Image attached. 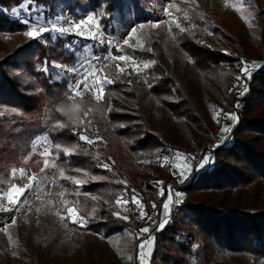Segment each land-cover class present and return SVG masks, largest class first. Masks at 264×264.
<instances>
[{"label": "trees", "instance_id": "trees-1", "mask_svg": "<svg viewBox=\"0 0 264 264\" xmlns=\"http://www.w3.org/2000/svg\"><path fill=\"white\" fill-rule=\"evenodd\" d=\"M63 1L73 9L72 0H0V33H26L38 14L47 20L60 19V3ZM128 1L139 25L149 23L156 13L150 0ZM176 1L186 7L185 10L174 11L185 31L169 34L165 32L166 22L161 21L159 28L151 31L142 50H128L153 63L145 76L149 84L147 90L136 85L138 76L131 68L127 69L128 74L120 72L117 65L122 62L106 59L105 76L113 83L105 88L102 100L98 102L85 95L75 96L72 88L81 70L79 53L83 52L84 46L94 42L76 34L54 35L50 31L39 39L28 38L6 56H0V112L3 113L0 116V165L7 164L0 173V185L22 186L21 180L12 175V169L20 168L21 164L28 174L40 172L41 168L31 169L33 163L40 159L32 151V145L46 134L52 143L53 154L60 152L66 155L58 151L57 145L74 149L71 155H66L67 160L59 159L56 168L49 171L54 179L49 197L57 199L63 193L64 197L75 199L76 207L73 206L75 203L71 204L72 207H78L80 214L95 229L100 227L94 221L100 218V229L104 228L107 234L125 226L130 229L134 225L137 264L138 245L152 238L157 257L163 264H237L234 257H244V261L250 264H264V70L251 72L250 78H245L242 71L244 60L261 61L262 55L246 56L241 52L232 56L230 49L237 44L229 38L227 41L232 44L219 51L215 37L218 34L225 37L222 28L204 8ZM25 2L29 4L31 13H22L28 16L29 24L24 16H12L14 9ZM87 2L85 8L91 12L97 13L102 9V17L98 16L105 33L109 28L107 23H111L116 14L125 15L126 0ZM22 13L14 15L21 16ZM185 13L188 19L184 18ZM76 40L84 43L77 46ZM101 53L103 58L108 56L109 47H103ZM164 58L172 60L177 68V64L181 65L178 78L175 77V67L169 72L160 65ZM55 63L61 65L60 79L53 72ZM64 66L75 69V72L62 70ZM238 77L245 78V94L234 90ZM207 78L223 81L220 94L216 88L213 89V84L205 82L210 93L217 95L218 100L213 95L210 99L215 102L214 108L219 109L217 117L233 114L236 123L228 134L224 133L221 141L200 154L189 182L179 185L173 179L157 180L153 185L149 183L150 190L156 194L161 189L166 193L167 188L172 187L183 192L185 198L181 205L172 207L169 224L159 230L158 220L147 234L138 237L142 221L135 223L137 215L133 213L129 219L123 220L122 216H114L111 210L118 197L130 200L134 208L133 197L141 198L135 185L143 184L141 180L150 174V168L130 164V155L148 151L149 144H152L151 138L136 139L141 132L138 127L141 126L142 130L146 127L141 112L143 98L149 95L162 101L172 115L190 119L194 117L196 106L187 98L183 84L189 79L205 81ZM142 92H145L143 97ZM229 92L231 101L223 108L219 100L225 104ZM122 99L137 102L138 106L129 107ZM73 105L77 110L72 115L79 118L75 123L64 114ZM81 134H86L94 143L81 141ZM165 148L166 145L156 157H162ZM197 155H192L194 161H197ZM206 159H209V164L197 172L198 166ZM104 164L108 168L103 167ZM131 168L140 171L138 176L132 174ZM61 171L64 177L71 176L84 182L75 185L60 176ZM123 174L133 181L127 183ZM196 191L212 192L219 199L212 204L189 203L190 194ZM143 201L146 214L151 215L145 198ZM161 202H164L162 196ZM107 212L116 219L113 216L111 219ZM185 227L194 229L188 231ZM166 242L173 244L174 251L164 245Z\"/></svg>", "mask_w": 264, "mask_h": 264}, {"label": "rangeland", "instance_id": "rangeland-1", "mask_svg": "<svg viewBox=\"0 0 264 264\" xmlns=\"http://www.w3.org/2000/svg\"><path fill=\"white\" fill-rule=\"evenodd\" d=\"M72 1L73 2H70V4H73V9L68 8L69 5L64 1L60 3L59 12L62 14L60 19L47 20L42 14H38L35 15V19H33L34 24H29L30 21L29 19L27 20L28 16L26 17L24 13L30 14L31 9L26 2L15 8L12 16L18 18L24 16L26 19L25 22H28L27 24H29V27L32 25L46 26L60 22H64L66 26H68L69 22H79L87 20L89 16H93L95 18L93 24L84 26V35L76 34L77 30L75 29L70 33L94 41L89 43V46H84L83 52L79 53V69L81 70L77 74L76 83L81 79V74L93 65L91 62H93L94 59L98 58L100 62H102L99 66L104 68L101 75L105 76L104 61L106 59L127 55L130 58L129 61H120L122 64L119 65V67L123 68V73L127 74V69L131 68L138 76L136 85L143 90L149 89V84L145 76L153 63L134 55L128 50H142L151 31L158 29L161 21L166 22L165 32L169 34L170 32L172 34L181 33L175 26L179 21L174 11H177V8L179 10H185L186 7L184 8L178 5L176 0H150L156 9V13L153 15L150 22L142 24L144 27L141 28V25L137 24L134 20V13L130 2L126 0L125 15L120 16L116 14L117 17H114L111 23H107L109 24V28L105 33L100 23V17L98 16L100 15L102 17V9L100 12L97 11V13L91 12L85 8V5H88L87 0ZM180 1L190 6L194 5L204 8L207 14L213 18L214 22L222 28V33L226 34L225 37L222 38L219 34L215 37L219 42L216 43V48L219 49V51H222L225 47H229V44H232L230 41H234L233 43L237 45L232 46L230 49V54L232 56H238L241 52H244L246 56L262 55L260 56L262 57L261 61L244 60V67H247V73L243 71L245 78H250L251 72L253 71L264 70V0H194V3L192 0ZM169 3L173 6L168 7ZM237 8H239L240 11H237ZM66 9H69L68 16L66 15ZM168 12H171L173 16H169L167 14ZM15 13L16 15L17 13L22 14H20L21 16H16L14 15ZM173 18H175V22H173ZM246 20L250 23H246ZM96 23H98L99 28L97 30V38L93 39L92 33L87 31V28L93 27ZM180 26L182 27L181 24ZM132 29L136 30L134 36L131 32ZM129 36L132 38L128 40V44H125L124 40ZM101 37L105 40L103 43L100 42ZM28 38L29 37L25 35V33H0V56H6L20 44H23ZM227 38L231 40L227 41ZM257 41L259 42L257 43ZM75 43H77V46H80V44L84 42L76 40ZM106 46L109 47L110 53L103 58V53H101V51L103 47ZM94 48L96 49L95 51ZM239 48L243 51H240ZM97 54H99V56L95 57ZM145 63L148 64L147 68L144 67ZM56 64L57 63L52 65L53 72L57 75V79H60L62 76L59 72V68L54 67ZM88 64H90L89 67ZM160 65L169 72L175 67V77H179L181 73L180 64H177V68L172 60L164 58L161 59ZM191 78L193 79V77ZM245 78L238 79V82L235 83L234 86L235 91L237 89L242 94L247 92ZM206 81L213 84V89L216 88L218 94L222 92L220 85L223 81L213 80L211 78H207L205 81H191L189 79L183 84L187 98L193 100L196 106L194 117L190 119L172 115L170 111L165 108L166 106L162 101L155 100L149 95H145V92H142V97L144 95L145 97L141 103V112L146 127H144V130H142L141 126L138 127V130H141V132L136 139L147 138V140H149L151 138L152 144H149L148 151L130 155L132 160L130 164L132 166H134V164H141L144 167L146 166L145 169L150 168V174L141 180L143 184L135 185L136 191L141 195V198L137 199L143 204L145 216L141 218L140 210L137 208L136 204L132 203L135 205V207L132 208L130 200L123 197L115 199L113 203L114 208L111 210L114 216L127 217V219H129L133 213L136 214L137 221L134 219L136 221L135 223H140V221H142L138 237H143L144 234H147L141 232L143 228H148L150 231V228L158 220L160 224L157 228L159 230H161L164 225L169 224L171 221L169 214L172 207L174 205H181L185 198L183 192L172 187H168L167 192H164L163 195H161V191L156 194L150 190L149 183L153 185V182L157 180L172 181L173 179L179 185L189 182L194 172V165L198 163L200 154L206 149L210 150L211 141H214L220 134H224V128L231 130L232 126L236 123V119H232V116H234L233 114L226 113L221 118L217 117L219 109H215V102L210 100L212 98L211 95L218 100L217 95L216 93H210L209 87L205 85L207 83ZM82 87L83 85H81V88ZM83 95L94 99L93 93H84ZM229 95L230 92L228 93L225 104L222 100H219L221 107H227V103L231 101L229 100ZM122 101L129 107L138 106L137 102L134 103L125 99H122ZM45 141H47L46 134L36 139L32 145V151L39 155L40 159H38L36 163H33L31 169L38 170L41 168L40 172H31L28 174V171L22 166L23 164H21L18 167L25 169V177L21 178L19 171L13 176L16 179H20L23 186L28 183L27 177L34 175L36 179L31 181L32 188L26 190L24 196L20 197L21 203L17 205L16 210L12 212L0 211V228L10 225L7 234L0 232V264H137V237L135 235L136 230L134 225L130 229L125 226L122 230L107 234L104 232V228L103 230L100 229L102 227V220L100 218L94 221V223L98 224L97 226L100 227L99 229H95L91 226V222L87 221L82 213L80 214V209L78 207L75 209L78 215L86 220V224L83 226L73 224L71 223L70 217L67 216V209L70 206V208H74L71 205L74 203L73 206L76 207L75 199L66 198L64 194L57 199L49 197V190L54 181L49 171L56 168L59 159L63 158L67 160L68 157L60 152L53 154L54 152L52 149H50V155H45L40 148L34 147ZM164 145H166V148L163 152V156L159 158L158 156L156 157V155L162 151ZM195 153L198 154L196 156L197 161L193 160V164L185 159L177 158L179 154H183L184 156L187 155L194 159L193 156ZM167 154L172 156L170 165L168 164L170 158L168 159ZM25 158L23 159L24 161ZM45 160L48 161L47 166L45 165ZM206 160L209 164V159ZM206 164H203V167L199 165L197 172L203 170ZM5 165L7 164L0 165V173L4 170ZM185 165H187L186 169L184 168ZM182 169L185 171V176L180 175ZM131 171L132 174L136 176L140 173V171L136 172L132 168ZM123 175L127 183L133 181L128 175ZM139 177L142 178L141 175H139ZM148 180L149 182H147ZM10 188L11 186L6 187L0 185V195L6 194ZM161 196L164 200L163 203L161 202ZM24 197H27L26 202ZM169 197L171 198V203H169ZM143 198H145V202L150 208L151 215H147L145 212L146 204ZM218 199L219 198L212 192L196 191L190 194L188 202L194 204H212L216 203ZM117 200L120 201L119 204ZM125 201H127L126 204ZM0 203H4L7 208L13 207L11 204H7L6 200H0ZM165 203H169L168 212H165L163 209V204ZM104 205L106 206V203H104L103 206ZM153 205H155V207H153ZM57 213H59V215ZM107 213L109 214V212ZM117 213L119 215H117ZM109 215L111 219L115 218L112 214ZM61 216L65 217L63 221L61 220ZM13 218L16 220L14 225L12 224ZM65 224L68 226L64 227ZM184 229L187 228L185 227ZM191 229L193 230L194 228L192 227L187 230L191 231ZM9 235L11 239H9ZM149 241H151L150 250L147 247ZM142 242H145V251L148 253L146 256L147 264H163L157 257L155 240L152 238ZM164 245L168 246V248L173 251L175 249L171 242H166ZM129 257L131 259H129ZM242 258L236 259V257H234L233 259L237 261V264H250L249 261H244V257Z\"/></svg>", "mask_w": 264, "mask_h": 264}, {"label": "snow or ice", "instance_id": "snow-or-ice-1", "mask_svg": "<svg viewBox=\"0 0 264 264\" xmlns=\"http://www.w3.org/2000/svg\"><path fill=\"white\" fill-rule=\"evenodd\" d=\"M192 2L194 3V0H192ZM172 6L173 5L171 3H169L168 7H172ZM177 11H179L178 8H177ZM237 11H240V9L237 8ZM167 14L169 16H173V14L171 12H168ZM184 18L188 19L187 13H185ZM94 20H95V18L93 16H89L87 18V20L74 22V23L73 22H69L68 26H63V25L57 26L55 24H52L50 26L32 25L30 30L27 31L25 33V35H27L31 39H39L41 34L44 33V32L55 31V32H58L60 34H67V33H71L73 31V29L77 30L76 34L84 35V30H85L84 26L93 24ZM173 22H175V18H173ZM26 23H28V22L26 21ZM246 23H250V22L246 20ZM175 26L181 32L185 31V29L182 28L179 23H176ZM250 26H251V24H250ZM140 27L143 28L144 25H141ZM98 28H99L98 23L94 24L93 27L87 28V31L92 33V38L93 39L97 38V30H98ZM131 32H132V35L134 36L136 30L132 29ZM131 38H132L131 36L126 38L124 40V43L128 44V40L131 39ZM100 42L101 43L104 42L102 37L100 38ZM109 59L119 60V61H129L130 58L127 55H122V56H119V57H110ZM106 66L107 65H105V67ZM54 67L55 68H61V65L56 64V65H54ZM144 67L147 68L148 64L145 63ZM117 69L120 72L124 71V69L120 68L119 65H117ZM62 70L75 72V69H69L67 66H64V68ZM45 71H47V69H45ZM103 71H104V68L101 67V66H98V65H92L90 68L85 70L81 74V79L75 85H73L72 92L74 93V95L75 96H82L84 93H93L94 94L93 98L96 101L99 102L100 100H102L105 88L108 85L113 83V81L111 79L107 78L106 76H102L101 75L103 73ZM242 71L247 73V67L245 66L242 69ZM81 85H83L82 88H81ZM75 110H77V108H76L75 105H73L71 108L66 109L65 113H64L65 115H67L69 117V119H72L74 123L79 119L78 117H74L72 115L73 111H75ZM88 111H90V110H88ZM87 114L88 113L86 111L85 115H87ZM2 115H3V113L0 112V116H2ZM232 119L235 120L236 117L232 116ZM60 126H62V125H60ZM223 131L225 133H227V132L230 131V129L224 128ZM79 139L81 141H85L88 144L94 143V141L92 139H90L86 134H81L79 136ZM34 147L40 148L42 153L45 154V155H50L51 154L50 146L48 145L47 141H45V142H43L41 144L35 145ZM56 147H57L58 151H63L66 155H71L72 152L74 151V149H70L68 147H61L59 145H57ZM57 158H58V155H57ZM177 158L178 159H185V160L190 159V157H186L183 154H179V156ZM47 163H48V161L45 160V165L46 166H47ZM206 163H208L207 160H205L200 166L203 167V164H206ZM103 167L108 168V165L104 164ZM184 168L186 169L187 165H185ZM17 171H19V173L21 174V178L25 177L26 173H25V169L24 168H19V169L13 168L12 169V175L15 176ZM85 175H87V174L85 173ZM180 175L181 176H185V171L183 169L180 171ZM60 176L64 177V172L63 171L60 172ZM64 178L67 179V180H70L75 185H81L84 182L81 179H76V178H73L71 176L64 177ZM27 179H28V183L27 184H24L23 186L13 184L6 194L0 195V200H6L7 204H11L13 206L12 208H7L4 205V203H0V211H2V212H12V211L16 210L17 205L21 203L20 197L24 196V193H25L26 190L32 188L31 181L35 180L36 177L33 175V176L27 177ZM158 183L162 184L163 182H158ZM163 194H164L163 189H161V195H163ZM61 195H63V193H61ZM92 199H96V197H92ZM168 199H169V203H171V198L169 197ZM24 200L26 202L27 201V197H24ZM117 203L119 204L120 201L117 200ZM126 203H127V201H125V204ZM133 203L136 204L137 208L140 210V216H141V218H143L145 216V213L143 212V204L140 203L139 199H137L136 197H133ZM169 203L163 204V209H164L165 212H168V210H169ZM153 207H155V205H153ZM57 214L59 215V213H57ZM117 215H119V214L117 213ZM67 216L70 217L71 223H73V224H78L80 226H83L84 224H86V220L83 217H80L78 215V213H77L75 208H68L67 209ZM121 218L122 219H127V217H121ZM64 219H65V217L61 216V220L63 221ZM15 223H16V220H15V218H13L12 219V224L14 225ZM67 226H68L67 224L64 225V227H67ZM9 227H10V225L9 226H5L4 228H0V232H3L5 234H7ZM141 232L142 233H148L149 229L148 228H143L141 230ZM9 239H11L10 235H9ZM147 247L150 250L151 241L148 242ZM145 248H146L145 242H141L138 245V250L139 251H138L137 255H138V259L140 261V264H147L146 256L148 255V253H146ZM129 259H131V258L129 257Z\"/></svg>", "mask_w": 264, "mask_h": 264}, {"label": "built area", "instance_id": "built-area-1", "mask_svg": "<svg viewBox=\"0 0 264 264\" xmlns=\"http://www.w3.org/2000/svg\"><path fill=\"white\" fill-rule=\"evenodd\" d=\"M66 11V15L68 16V14H69V9H66L65 10ZM52 25V24H51ZM55 25H57V26H61V25H63V26H66V24L64 23V22H60V23H57V24H55ZM46 26H50V25H46ZM52 33L54 34V35H62V34H60V33H58V32H55V31H52ZM93 65H100V64H102V62H100V60L98 59V58H96V59H94L93 60ZM224 138V134H220L214 141H211V143H210V146L212 147V146H214L217 142H219V141H221L222 139ZM47 143H48V145L50 146V149H52V144H51V141H50V139L48 138V136H47ZM167 157H168V164L170 165V163H171V160H172V156H170V154H167ZM187 157H190V156H187ZM189 163H191V164H193V159L190 157V159H188L187 160Z\"/></svg>", "mask_w": 264, "mask_h": 264}]
</instances>
